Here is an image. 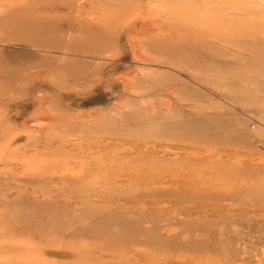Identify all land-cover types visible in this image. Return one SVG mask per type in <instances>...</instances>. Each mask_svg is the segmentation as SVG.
<instances>
[{"label": "rangeland", "instance_id": "obj_1", "mask_svg": "<svg viewBox=\"0 0 264 264\" xmlns=\"http://www.w3.org/2000/svg\"><path fill=\"white\" fill-rule=\"evenodd\" d=\"M37 260L264 264V0H0V264Z\"/></svg>", "mask_w": 264, "mask_h": 264}, {"label": "bare ground", "instance_id": "obj_2", "mask_svg": "<svg viewBox=\"0 0 264 264\" xmlns=\"http://www.w3.org/2000/svg\"><path fill=\"white\" fill-rule=\"evenodd\" d=\"M238 58H240V59H244L241 55H238ZM239 59V60H240ZM49 219V218H48ZM44 223H46V221L44 222ZM48 223V222H47ZM49 224V223H48ZM50 225V224H49ZM38 226H40V224L38 223ZM39 232V231H38ZM46 238V239H45ZM50 240V239H49ZM43 242H44V245H49V241L47 240V235L45 234V236H44V239H43ZM38 262H37V264L39 263V260H37ZM60 261H61V259H60ZM62 263V262H61ZM64 263V262H63Z\"/></svg>", "mask_w": 264, "mask_h": 264}]
</instances>
